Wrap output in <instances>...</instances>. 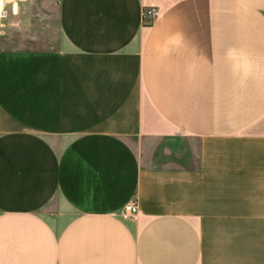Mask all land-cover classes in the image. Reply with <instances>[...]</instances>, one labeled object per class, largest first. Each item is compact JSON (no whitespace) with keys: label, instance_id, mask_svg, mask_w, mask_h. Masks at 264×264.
I'll list each match as a JSON object with an SVG mask.
<instances>
[{"label":"crops","instance_id":"1","mask_svg":"<svg viewBox=\"0 0 264 264\" xmlns=\"http://www.w3.org/2000/svg\"><path fill=\"white\" fill-rule=\"evenodd\" d=\"M56 23L0 49V264H264V0H59Z\"/></svg>","mask_w":264,"mask_h":264},{"label":"rangeland","instance_id":"2","mask_svg":"<svg viewBox=\"0 0 264 264\" xmlns=\"http://www.w3.org/2000/svg\"><path fill=\"white\" fill-rule=\"evenodd\" d=\"M59 0H22L20 13L14 26L8 23L0 34V49L46 50L56 47L58 27L56 23ZM28 19L29 25H23ZM158 154V152H157Z\"/></svg>","mask_w":264,"mask_h":264},{"label":"built area","instance_id":"3","mask_svg":"<svg viewBox=\"0 0 264 264\" xmlns=\"http://www.w3.org/2000/svg\"><path fill=\"white\" fill-rule=\"evenodd\" d=\"M22 0H0V34L3 33L6 24L11 18H16L20 13ZM161 17V13L156 8H145L142 12L143 24L152 25ZM139 213L135 203H130L125 207L126 216L136 217Z\"/></svg>","mask_w":264,"mask_h":264}]
</instances>
